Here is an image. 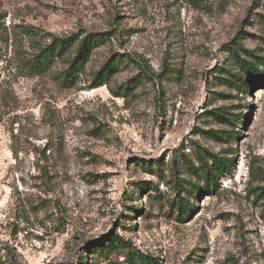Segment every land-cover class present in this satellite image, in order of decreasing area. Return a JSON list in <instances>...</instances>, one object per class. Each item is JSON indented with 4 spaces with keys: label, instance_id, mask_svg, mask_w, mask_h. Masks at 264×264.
Segmentation results:
<instances>
[{
    "label": "rangeland",
    "instance_id": "obj_1",
    "mask_svg": "<svg viewBox=\"0 0 264 264\" xmlns=\"http://www.w3.org/2000/svg\"><path fill=\"white\" fill-rule=\"evenodd\" d=\"M0 14V264H139L135 250L264 264V0H0ZM81 31L105 40L74 86L57 61L22 68ZM210 154L232 169L207 189L192 170ZM113 237L128 247L95 250Z\"/></svg>",
    "mask_w": 264,
    "mask_h": 264
},
{
    "label": "trees",
    "instance_id": "obj_2",
    "mask_svg": "<svg viewBox=\"0 0 264 264\" xmlns=\"http://www.w3.org/2000/svg\"><path fill=\"white\" fill-rule=\"evenodd\" d=\"M4 17L5 14H0V43L7 42L9 39V32L3 24ZM17 28H20L22 33L27 35H30L32 31L29 27L23 25L17 26ZM104 40L103 34L84 31L66 36L50 35L49 40L37 46L29 57H21L22 68L24 67L28 74H39L50 70L53 67V63L57 61L60 67L53 72V78L59 86L70 88L77 83L78 77L84 72L85 66L94 49L102 45ZM263 62L261 61L260 63L262 64ZM119 63L120 60L116 57L105 62L93 74L90 87L95 88L107 84L112 73L115 71L114 66ZM241 67L247 72L257 71L255 64L244 59L241 61ZM210 157V164L206 159L200 160V166L192 170V173L203 181L207 189L216 186L219 176L232 169V164L228 165L227 161L219 160L213 154H210ZM172 205H177L180 214L188 211L186 200L180 194L178 199L173 200ZM126 247H128L127 241H118L113 237L107 244L96 245L95 250H99L100 253H105V257H107L111 251ZM127 257L131 261L137 258L139 264H150L149 258L136 250L129 252Z\"/></svg>",
    "mask_w": 264,
    "mask_h": 264
}]
</instances>
